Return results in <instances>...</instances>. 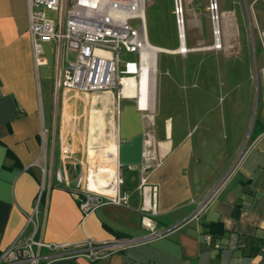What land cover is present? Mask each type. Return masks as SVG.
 <instances>
[{"label": "crops", "instance_id": "1", "mask_svg": "<svg viewBox=\"0 0 264 264\" xmlns=\"http://www.w3.org/2000/svg\"><path fill=\"white\" fill-rule=\"evenodd\" d=\"M219 1L224 6L221 26L217 22L220 48L214 46L215 36L196 46L184 30L183 41L179 36L175 44H163L150 37L144 14L146 39L158 48L152 109L142 112L133 97L122 96L106 119L111 107L87 108L79 94L55 91L57 43L44 44L46 64L36 68L26 0H0V251L29 236L67 244L89 236L105 243L130 242L92 262L54 258L56 252L42 247L41 264H264V0ZM243 17L249 26L238 25ZM181 44L184 53L178 51ZM160 53L168 55L162 70L168 75L165 96L173 107L166 110L157 102ZM49 87L58 102L53 107L42 101V90ZM95 93L88 94L91 103L99 97ZM109 123L129 204H106L84 214L71 191L73 183L52 175L56 160L61 166L59 143L71 140L74 159L85 164L90 146L105 145ZM96 129L100 133L93 144L90 134ZM44 130L49 132L47 144ZM147 140L154 158L142 172ZM244 143L248 148L241 154ZM233 166L198 217L187 219ZM143 176L156 186V214L151 217L156 233L141 221L147 213L139 188ZM210 223L220 227L210 230Z\"/></svg>", "mask_w": 264, "mask_h": 264}, {"label": "built area", "instance_id": "2", "mask_svg": "<svg viewBox=\"0 0 264 264\" xmlns=\"http://www.w3.org/2000/svg\"><path fill=\"white\" fill-rule=\"evenodd\" d=\"M132 0H26L28 12V35L31 43L32 57L35 67L46 64L44 44L55 41L56 63L54 68L55 91H74V95L81 93L87 96L92 92H111L117 89V96H127L122 92V79L133 76L139 78L141 70V52L147 42L144 31V15L128 13L118 16L113 13L129 6ZM139 2V0H137ZM144 0H142V9ZM212 20H217L215 13L216 3L211 2ZM144 10V9H143ZM176 12V11H175ZM178 11L176 12L177 15ZM181 15V9H180ZM131 18H138L140 24L134 26ZM182 22L181 16L177 23ZM215 34V29L213 30ZM180 36V35H179ZM264 38V31L261 32ZM264 46V44H262ZM122 52L136 53L134 62L121 66ZM73 53L74 57L69 55ZM262 80L261 96L264 98V66L260 69ZM136 107L142 112H149V102H140V96L134 94ZM74 150L71 142L60 141L59 156L61 166L56 171L58 182L69 184L66 163L76 168L80 165L73 180V195L79 200V206L84 214L106 204L126 206L129 204V193L122 189L123 178L119 171L120 164L115 162L113 173L107 177L104 190L97 189L91 184L95 179V171L102 172L105 165L97 166L96 170L89 161L85 164L77 163L73 157ZM241 155V154H240ZM153 156L152 143L145 142L142 151L140 168L145 172L151 166ZM239 157L236 162H238ZM236 164V163H235ZM234 164V165H235ZM83 165L86 167L83 170ZM132 167V165H129ZM225 177L199 201L189 218H197L204 206L209 202L224 184ZM102 169V170H101ZM139 188L142 193V210L146 211L141 217L142 224L156 233L152 224V216L156 214V186L146 183V176L141 178ZM42 190V188H41ZM40 190V194H41ZM40 198V197H39ZM35 206L29 221H34ZM160 234V232H158ZM157 233V234H158ZM205 239L211 240L206 234ZM123 242H99L86 236L81 242L54 243L34 239L33 236L18 238L8 248L0 251V264H41L40 249L46 247L56 252L54 258L70 257L74 260L84 258L90 262L105 257L126 247ZM77 264V263H74Z\"/></svg>", "mask_w": 264, "mask_h": 264}, {"label": "rangeland", "instance_id": "3", "mask_svg": "<svg viewBox=\"0 0 264 264\" xmlns=\"http://www.w3.org/2000/svg\"><path fill=\"white\" fill-rule=\"evenodd\" d=\"M211 2L216 3V9L214 10L217 16V22H219V25L221 26V19L222 15L224 14L221 11V8L224 7L223 4L219 0H181L182 3V22H183V30L186 33V36L189 38L191 42L196 44V46H205L206 43H208L212 37L216 35L214 34V23L212 20V12H211ZM226 2V1H225ZM239 6L243 10V4L242 2L238 3ZM144 14H145V20H146V26L148 28V31L150 33V37H153L155 40L160 41L163 44L167 45H173L175 42H177L178 37H179V32H178V23H177V16H176V9H175V0H144ZM244 18V17H243ZM130 22L134 26H138L140 24V21L138 18H131ZM238 25L242 26H249L248 22L246 19H238L237 20ZM216 41V40H215ZM220 48V47H219ZM204 51V50H203ZM202 52V51H200ZM136 53L133 52H122L121 54V66L123 67L125 63L128 62H134L136 60ZM183 54V53H182ZM70 58L74 57V54L71 53L69 55ZM204 57V54L201 53L199 56L200 59ZM168 55L166 53H160L159 55V71H158V76H157V102L159 107L161 106L162 110H166L167 108H172L173 104L171 103L172 99L166 98L165 94L166 91L164 90L165 88V80L167 79L168 75L165 74L164 67L163 65V60L167 59ZM172 73V72H171ZM51 77L48 78V81L51 82ZM43 91V105H47L48 107H53L55 106V100H56V93L53 88L49 87V90L46 92ZM68 94H73L74 91H68ZM79 96L85 101L86 107L89 108H96L98 106H108L112 108L111 113H107L106 119L111 118L113 115V108H116V101H117V89L114 88L112 89L111 92H96L99 97L94 98V102L91 103L90 98L85 99V96H83L81 93H78ZM223 97L220 95L219 98V104H222ZM57 102V100H56ZM96 102V103H95ZM225 103V102H223ZM58 104V102L56 103ZM87 119L89 120L90 114L87 111ZM171 119H173L175 116L173 114L170 115ZM46 123L43 125V129L46 128ZM110 123L107 124L104 133L106 134V141L105 145L103 146H90L92 150H90V157L88 158L89 161H92L93 157V163L97 164L98 166L102 165H108V160L106 155L104 154V150L106 149V145L112 141L111 136V130H110ZM87 136L88 132L86 131ZM99 130L96 129L94 132H91L90 136V142L91 140H94L93 137H97L99 135ZM44 142L47 144L48 139H49V132L46 130L43 131L42 133ZM58 139V131H54V140L57 142ZM67 142H71V140H64ZM96 141H93V144ZM72 143V142H71ZM248 148V144L244 143L243 146L241 147V154ZM55 156V155H54ZM56 158V157H55ZM92 164V162H91ZM58 161L56 160V163H54L53 170H52V175H56V171L58 170L57 168ZM59 165H61V161L59 162ZM66 168H67V175L69 178V185L73 183L74 187V178L76 176L77 171L80 169V165H76V168H73L71 164L66 163ZM109 166V165H108ZM83 170H85V166L83 165ZM115 168V164L113 166ZM49 165L45 166V174L48 176L50 173L49 170ZM71 186V185H70ZM40 193L37 196V199H39ZM37 208V207H36ZM37 213V212H36ZM34 213V215H36ZM34 217V216H33Z\"/></svg>", "mask_w": 264, "mask_h": 264}, {"label": "bare ground", "instance_id": "4", "mask_svg": "<svg viewBox=\"0 0 264 264\" xmlns=\"http://www.w3.org/2000/svg\"><path fill=\"white\" fill-rule=\"evenodd\" d=\"M106 1V0H104ZM180 9H181V19H182V3L180 0ZM115 15L118 16H124L128 13L138 14V15H144V10L142 9V0H132L129 6L117 9L113 11ZM215 22V20H214ZM183 22L179 23V33L181 41H183ZM215 29V35H216V41L214 46L220 47L221 44L219 42L218 34L219 29L218 26L214 27ZM145 47L143 48L141 52V70L139 74V78H134L133 76L124 77L122 79V92L124 95H127L128 97L133 96L134 94H138L140 96V102L143 104L144 102H149V104L153 105V77L155 72V55L157 51V46L149 43L148 41L145 42ZM187 49L184 44H181L178 48V51L185 52ZM177 51V50H176ZM125 97V96H124ZM85 99H88V95L85 96ZM152 109V108H151ZM114 132V131H113ZM101 141V140H100ZM115 147V148H114ZM92 150V148H90ZM93 151V150H92ZM104 154L107 157L108 165H105L107 168L103 169L102 172H96V167L98 166L96 163H93V157L92 162L93 167H95V179L96 181L91 180V184L94 185L97 189L104 190V186L106 185L107 177L110 176V174L113 173L114 170V164L116 162V145L113 141L108 143L106 149L104 150ZM99 167V166H98ZM102 170V169H101Z\"/></svg>", "mask_w": 264, "mask_h": 264}, {"label": "water", "instance_id": "5", "mask_svg": "<svg viewBox=\"0 0 264 264\" xmlns=\"http://www.w3.org/2000/svg\"><path fill=\"white\" fill-rule=\"evenodd\" d=\"M180 0H175V9H176V12L178 11V13H177V18L179 17V19H180ZM213 23H214V27H216L217 26V20H215V22L213 21ZM178 32H179V23H178Z\"/></svg>", "mask_w": 264, "mask_h": 264}, {"label": "trees", "instance_id": "6", "mask_svg": "<svg viewBox=\"0 0 264 264\" xmlns=\"http://www.w3.org/2000/svg\"><path fill=\"white\" fill-rule=\"evenodd\" d=\"M208 226H209L210 230H212L213 227H215V228L220 227V224L219 223H210V224H208Z\"/></svg>", "mask_w": 264, "mask_h": 264}]
</instances>
